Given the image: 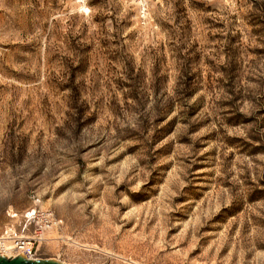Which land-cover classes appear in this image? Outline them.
Returning a JSON list of instances; mask_svg holds the SVG:
<instances>
[{"label": "rangeland", "instance_id": "obj_1", "mask_svg": "<svg viewBox=\"0 0 264 264\" xmlns=\"http://www.w3.org/2000/svg\"><path fill=\"white\" fill-rule=\"evenodd\" d=\"M39 211V259L264 264V0H0L1 245Z\"/></svg>", "mask_w": 264, "mask_h": 264}, {"label": "built area", "instance_id": "obj_2", "mask_svg": "<svg viewBox=\"0 0 264 264\" xmlns=\"http://www.w3.org/2000/svg\"><path fill=\"white\" fill-rule=\"evenodd\" d=\"M31 218H35L39 223V228H36L34 230L35 234L33 236L16 235L12 237V245L14 246V249L21 251V253L23 252L25 255L37 257L36 244H38L41 240V232L44 228L53 226L55 220L52 217L51 213L44 211H39V213L33 214Z\"/></svg>", "mask_w": 264, "mask_h": 264}, {"label": "water", "instance_id": "obj_3", "mask_svg": "<svg viewBox=\"0 0 264 264\" xmlns=\"http://www.w3.org/2000/svg\"><path fill=\"white\" fill-rule=\"evenodd\" d=\"M0 264H64L53 259H29L21 253L15 257H5L0 255Z\"/></svg>", "mask_w": 264, "mask_h": 264}, {"label": "bare ground", "instance_id": "obj_4", "mask_svg": "<svg viewBox=\"0 0 264 264\" xmlns=\"http://www.w3.org/2000/svg\"><path fill=\"white\" fill-rule=\"evenodd\" d=\"M33 214H35V213H32L31 215H33ZM54 224H56V222L54 223ZM53 224V225H54ZM52 226H50V227H48V228H51ZM42 233V232H41ZM41 240H42V235H41ZM11 242H12V240H11ZM9 243L8 245L6 244V243H3V245H1V243H0V255H5V257H9V256H11V257H15V256H17V255H19L20 253H21V251H18V250H16V249H14V246L12 245V243ZM6 248V249H5ZM8 248V249H7ZM6 252V253H5ZM7 252H8V254H7ZM23 256H26V258H29V259H39L38 257H34V256H28V255H25L23 252L21 253Z\"/></svg>", "mask_w": 264, "mask_h": 264}]
</instances>
